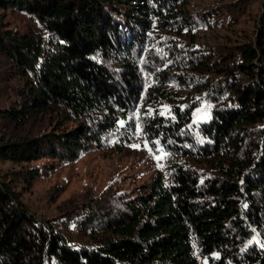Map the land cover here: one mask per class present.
Returning <instances> with one entry per match:
<instances>
[{
    "label": "trees",
    "instance_id": "trees-1",
    "mask_svg": "<svg viewBox=\"0 0 264 264\" xmlns=\"http://www.w3.org/2000/svg\"><path fill=\"white\" fill-rule=\"evenodd\" d=\"M190 1L0 0L33 19L26 33L0 20V55L24 82L2 113L59 116L49 133L0 137V161L20 166L0 172V264H264V0L250 37L217 46L202 31L239 24L248 1ZM135 135L163 155L145 194L107 190L55 219L24 205L33 161L122 151Z\"/></svg>",
    "mask_w": 264,
    "mask_h": 264
},
{
    "label": "rangeland",
    "instance_id": "rangeland-1",
    "mask_svg": "<svg viewBox=\"0 0 264 264\" xmlns=\"http://www.w3.org/2000/svg\"><path fill=\"white\" fill-rule=\"evenodd\" d=\"M236 1L239 0H191L188 8L191 11H200ZM247 1V11L239 24L231 25L228 18L219 17L216 26L202 31V35H208L214 46L233 45L237 39L250 37L255 30L263 0ZM0 20L18 33H26L33 25L32 18L13 9L6 12L0 10ZM23 83L13 62L0 55V137H37L51 132L59 119L55 108L38 111L23 123L2 113L10 107L8 104L11 102L9 95L12 94V89ZM207 111V105H202L195 121L208 120ZM67 127H72V124H67ZM162 160V154H156L142 137L135 135L130 144L122 147V151L93 145L83 156L71 163L49 158L33 161L30 166L40 169L41 175L33 181L32 186L18 182V191L22 194L24 205L38 218L55 219L60 216L65 203L82 204L107 190L119 191L130 199L145 194L146 187L164 170ZM19 167L11 162L0 161L1 173L19 170ZM59 229L70 238V243H82L72 234L73 228Z\"/></svg>",
    "mask_w": 264,
    "mask_h": 264
},
{
    "label": "snow or ice",
    "instance_id": "snow-or-ice-1",
    "mask_svg": "<svg viewBox=\"0 0 264 264\" xmlns=\"http://www.w3.org/2000/svg\"><path fill=\"white\" fill-rule=\"evenodd\" d=\"M157 159L159 160V159H160V157H157Z\"/></svg>",
    "mask_w": 264,
    "mask_h": 264
}]
</instances>
